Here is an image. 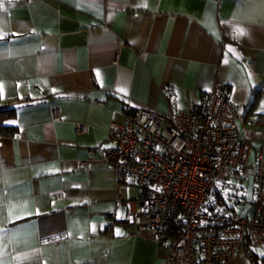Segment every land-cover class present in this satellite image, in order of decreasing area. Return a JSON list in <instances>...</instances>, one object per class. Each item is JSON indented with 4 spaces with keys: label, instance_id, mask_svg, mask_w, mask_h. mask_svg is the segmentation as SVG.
Wrapping results in <instances>:
<instances>
[{
    "label": "crops",
    "instance_id": "1",
    "mask_svg": "<svg viewBox=\"0 0 264 264\" xmlns=\"http://www.w3.org/2000/svg\"><path fill=\"white\" fill-rule=\"evenodd\" d=\"M0 36V264H165L122 225L136 188L117 204L112 168L79 162L127 105L196 111L216 84L264 132V0H0Z\"/></svg>",
    "mask_w": 264,
    "mask_h": 264
},
{
    "label": "built area",
    "instance_id": "2",
    "mask_svg": "<svg viewBox=\"0 0 264 264\" xmlns=\"http://www.w3.org/2000/svg\"><path fill=\"white\" fill-rule=\"evenodd\" d=\"M123 115L109 127L110 146L99 150L100 160L79 162L81 169L96 163L112 168L117 204L124 202L123 191L136 188L130 197L136 207L123 227L165 247V264H223L238 255L253 263L252 249L264 248V132L240 135L241 107L218 84L196 111L127 105ZM243 206L240 215L236 209Z\"/></svg>",
    "mask_w": 264,
    "mask_h": 264
},
{
    "label": "trees",
    "instance_id": "3",
    "mask_svg": "<svg viewBox=\"0 0 264 264\" xmlns=\"http://www.w3.org/2000/svg\"><path fill=\"white\" fill-rule=\"evenodd\" d=\"M15 128L14 127H8V126H1L0 125V132H2L3 134H8V135H14V130ZM253 264H264V257L262 258H259V257H256L254 255V259H253Z\"/></svg>",
    "mask_w": 264,
    "mask_h": 264
},
{
    "label": "rangeland",
    "instance_id": "4",
    "mask_svg": "<svg viewBox=\"0 0 264 264\" xmlns=\"http://www.w3.org/2000/svg\"><path fill=\"white\" fill-rule=\"evenodd\" d=\"M248 184V190H247V201L250 200V197H249V193L251 192V186H250V183H247ZM248 206H243V207H240L238 209H236V212L239 213L240 215H244L245 214V211L247 210ZM254 250V249H252ZM255 252L259 253V254H262L264 253V248H258V249H255L254 250Z\"/></svg>",
    "mask_w": 264,
    "mask_h": 264
},
{
    "label": "snow or ice",
    "instance_id": "5",
    "mask_svg": "<svg viewBox=\"0 0 264 264\" xmlns=\"http://www.w3.org/2000/svg\"><path fill=\"white\" fill-rule=\"evenodd\" d=\"M241 34H243L242 32H241ZM3 37L2 36H0V39H2ZM262 254H264V253H262Z\"/></svg>",
    "mask_w": 264,
    "mask_h": 264
}]
</instances>
